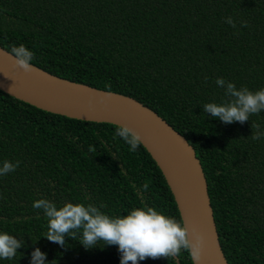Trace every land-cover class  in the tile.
<instances>
[{"label": "trees", "instance_id": "16d2710c", "mask_svg": "<svg viewBox=\"0 0 264 264\" xmlns=\"http://www.w3.org/2000/svg\"><path fill=\"white\" fill-rule=\"evenodd\" d=\"M21 44L35 53L33 65L132 97L185 136L204 168L229 264H264V137L251 139L252 123L264 132V111L225 124L202 108L229 99L217 78L264 88V0H0V46L11 53ZM116 128L47 112L0 90V167L20 162L0 176V232L25 242L0 264H31L35 248L47 264H120L118 246L86 249L70 237L60 246L44 237L47 218L32 207L41 198L58 207L106 205L109 215L146 204L182 221L150 153L142 144L131 152ZM146 182V192L133 188ZM178 261L193 264L187 251L139 264Z\"/></svg>", "mask_w": 264, "mask_h": 264}, {"label": "clouds", "instance_id": "9594fccd", "mask_svg": "<svg viewBox=\"0 0 264 264\" xmlns=\"http://www.w3.org/2000/svg\"><path fill=\"white\" fill-rule=\"evenodd\" d=\"M226 23L236 27L231 17ZM242 24L244 27L248 26L246 21ZM11 53L15 58L16 67L26 73L34 70L31 62L35 53L25 45L13 46ZM215 83L224 89V94L229 99L221 103L204 104V113L211 114L213 118H218L225 124H243L249 121L252 115L264 111V88L256 91L247 87L237 88L234 83L224 78H217ZM103 99L102 97L101 100ZM252 129L255 130L251 135L252 140L264 137V132L260 131L258 124L252 123ZM115 135L130 146L131 152H136L144 143L141 133L128 125L117 126ZM19 164V161H4L0 167V176L14 172ZM133 188L137 193L146 192L149 184L146 182L139 187L133 185ZM32 207L42 210L47 218L48 230L44 237L60 246L66 244V237L75 240L79 238L78 241L86 249L98 247L101 243L103 247L115 245L121 254L120 264H139L148 258L174 259L182 251L189 252L193 264L202 259L204 237L195 228L189 229L185 222L146 204L132 208L127 215H109L102 210L106 205L98 207L92 203L66 202L58 207L47 198L35 200ZM24 246L23 240L7 232H0V260L15 259L18 250ZM31 264H47V254L35 248L31 253Z\"/></svg>", "mask_w": 264, "mask_h": 264}, {"label": "water", "instance_id": "95a60500", "mask_svg": "<svg viewBox=\"0 0 264 264\" xmlns=\"http://www.w3.org/2000/svg\"><path fill=\"white\" fill-rule=\"evenodd\" d=\"M33 68L26 73L16 67L13 54L0 46L1 91L47 112L89 122L128 125L141 133L142 145L162 171L181 220L204 237L202 259L197 264H229L220 242L204 168L185 136L132 97L72 82L35 65Z\"/></svg>", "mask_w": 264, "mask_h": 264}]
</instances>
